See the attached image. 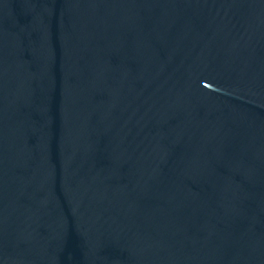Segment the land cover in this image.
I'll return each instance as SVG.
<instances>
[{
    "label": "water",
    "instance_id": "obj_1",
    "mask_svg": "<svg viewBox=\"0 0 264 264\" xmlns=\"http://www.w3.org/2000/svg\"><path fill=\"white\" fill-rule=\"evenodd\" d=\"M0 264H264V0H0Z\"/></svg>",
    "mask_w": 264,
    "mask_h": 264
}]
</instances>
